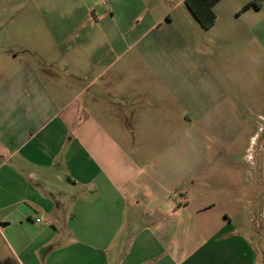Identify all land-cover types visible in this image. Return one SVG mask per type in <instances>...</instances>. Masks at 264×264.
Listing matches in <instances>:
<instances>
[{"label": "rangeland", "instance_id": "obj_1", "mask_svg": "<svg viewBox=\"0 0 264 264\" xmlns=\"http://www.w3.org/2000/svg\"><path fill=\"white\" fill-rule=\"evenodd\" d=\"M28 2L60 4L44 11L32 5V17L75 19V48L86 44L78 50L87 52L79 56L75 131L85 146L92 131L96 150L83 145L79 162L106 166L118 185L94 217L75 218V244L121 240L135 253L133 237L140 241L160 229L155 242L169 236L170 246L185 253L200 248L209 264L210 255L219 259L217 246L229 250L236 237H249L258 257L264 249V9L244 8L264 0H221L210 30L186 0H0L12 3L0 6V32L8 19L28 16L19 7ZM1 38V45H17ZM4 72L0 84L10 76ZM59 216L56 228L70 223ZM125 226L126 235L119 234ZM102 227H118L117 233Z\"/></svg>", "mask_w": 264, "mask_h": 264}, {"label": "crops", "instance_id": "obj_2", "mask_svg": "<svg viewBox=\"0 0 264 264\" xmlns=\"http://www.w3.org/2000/svg\"><path fill=\"white\" fill-rule=\"evenodd\" d=\"M10 4L0 6L11 9ZM32 5L20 4L30 10L28 16L8 19V29L0 32V43L5 35L17 43L0 44V64L7 63L0 73L10 74L0 84V224H8L0 227V264H209L211 259L207 261L200 248L185 253L183 247L170 246L169 236L155 242L160 229L147 231L151 237L140 241L133 237L139 244L135 253L129 251L131 244L128 247L121 240L75 244V218L94 217L111 202L118 185L106 166L79 162L83 145L88 151L96 150L92 131L86 146L75 131L79 56L87 53L78 50L86 44L75 48V19L65 23L47 14L35 18ZM46 6L57 9L60 4L40 2L33 8L44 11ZM251 9L261 12L264 4L258 2L244 12ZM88 66L85 59L83 68ZM59 215L68 216L70 223L64 221L60 228ZM102 228L113 234L118 229ZM140 230L135 228V234ZM63 233L66 237L58 242L57 236ZM121 233L126 235V226ZM249 239H229L226 251L217 246L219 259L210 255L213 264H264V249L257 257Z\"/></svg>", "mask_w": 264, "mask_h": 264}, {"label": "trees", "instance_id": "obj_3", "mask_svg": "<svg viewBox=\"0 0 264 264\" xmlns=\"http://www.w3.org/2000/svg\"><path fill=\"white\" fill-rule=\"evenodd\" d=\"M220 1L221 0H186V6L201 28L210 30L216 24L217 15L214 9ZM252 6V4L246 6L244 11Z\"/></svg>", "mask_w": 264, "mask_h": 264}, {"label": "water", "instance_id": "obj_4", "mask_svg": "<svg viewBox=\"0 0 264 264\" xmlns=\"http://www.w3.org/2000/svg\"><path fill=\"white\" fill-rule=\"evenodd\" d=\"M8 226V224H0V227L1 228H5V227H7Z\"/></svg>", "mask_w": 264, "mask_h": 264}, {"label": "built area", "instance_id": "obj_5", "mask_svg": "<svg viewBox=\"0 0 264 264\" xmlns=\"http://www.w3.org/2000/svg\"><path fill=\"white\" fill-rule=\"evenodd\" d=\"M41 222V220L40 219H37V223H40Z\"/></svg>", "mask_w": 264, "mask_h": 264}]
</instances>
